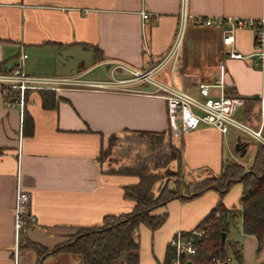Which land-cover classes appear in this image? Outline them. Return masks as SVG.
<instances>
[{
  "label": "crops",
  "instance_id": "0c3cea01",
  "mask_svg": "<svg viewBox=\"0 0 264 264\" xmlns=\"http://www.w3.org/2000/svg\"><path fill=\"white\" fill-rule=\"evenodd\" d=\"M263 3L187 0L189 17L172 79L179 88L197 94L198 84L212 83L217 64L223 62L227 93L244 100L235 116L254 128L261 126L264 133V71L254 66L250 56L228 57L219 27L193 22L194 16L259 18L264 15ZM141 10L149 12L150 19L143 20ZM179 14L180 0H0V70L11 68L24 48L25 67L32 74L102 80L110 75L106 70L111 61L146 71L171 48L179 29ZM234 44L242 54H251L253 30L237 29ZM151 77L158 78L157 73ZM126 82L137 87L67 86L53 90L57 98L55 106L49 108L41 105L37 91L28 93L31 135L22 132L18 109L7 107L0 94V264H81L78 254L63 251L38 259L37 253L23 244L30 241L50 250L79 227L99 225L107 214L132 209L134 202L123 197V186L135 183L137 176L110 172L111 164L99 158L111 136L168 132L171 142L181 149L186 181L218 172L222 161L247 166L256 149L261 153L255 140L234 133L233 128L221 133L210 125L193 123L173 135L164 100L158 94L142 92L145 82L141 80ZM237 136L247 142L244 152L234 149ZM251 143L257 147L244 163L242 158ZM170 165L175 167L174 162ZM18 187L30 196L29 212L34 220L16 235L13 207ZM240 193L241 184L233 183L222 198L223 205L240 209ZM218 199L217 191L208 189L156 207L153 213L165 212L166 220L153 232L140 226L138 264H161L169 238L196 226ZM238 223L239 215L231 225L236 229L230 227L227 233L241 252L236 263L263 264L264 246H258L253 235L243 233Z\"/></svg>",
  "mask_w": 264,
  "mask_h": 264
},
{
  "label": "trees",
  "instance_id": "16d2710c",
  "mask_svg": "<svg viewBox=\"0 0 264 264\" xmlns=\"http://www.w3.org/2000/svg\"><path fill=\"white\" fill-rule=\"evenodd\" d=\"M41 105L44 108L54 107L56 94L53 90H38ZM22 132L31 135L33 121L25 108L22 115ZM141 135L126 133L123 136ZM167 141L172 153L168 154L163 166L175 163L173 179L165 178L158 182L155 172L142 169L131 170L128 165H110L109 171L114 173H129L137 176V181L123 186V197L131 199L134 204L129 212L123 214H107L101 224L81 226L69 238L48 250L45 247L24 242V247L33 249L38 259L48 253L71 252L80 256L81 264H113L116 259L122 264H138L137 250L139 248V229L141 225L150 231L159 228L166 220V213H153L156 207L164 205L171 199H186L200 195L208 189L217 191L219 199L215 206L201 219L204 234L196 240L195 255L190 264H208L213 254L224 255L230 252L233 257L240 259L241 252L237 242L227 238V233L234 218L241 217V229L245 234L253 235L259 244L264 239V162L262 154H256L249 167H243L236 161H222L218 172L210 173L200 179L186 181L183 176V163L180 147L171 142L168 132L160 135ZM118 138L111 136L109 139ZM129 169V170H128ZM162 178V177H160ZM239 182L240 209H228L222 203V198L229 187ZM219 209L218 216H214ZM222 232L226 233L222 239ZM173 256L172 248L167 244L161 264H169Z\"/></svg>",
  "mask_w": 264,
  "mask_h": 264
},
{
  "label": "built area",
  "instance_id": "2783aa9c",
  "mask_svg": "<svg viewBox=\"0 0 264 264\" xmlns=\"http://www.w3.org/2000/svg\"><path fill=\"white\" fill-rule=\"evenodd\" d=\"M264 4V3H263ZM264 9V5H263ZM141 18L148 20L151 14L145 10L140 11ZM180 24L176 37L167 54L152 68L146 71L132 69L128 65L120 66L130 71L140 79H147L154 85V90H141L148 94H158L166 108L167 124L173 135H179L183 128L193 123L210 125L221 133L233 128L245 136L255 140L261 147L264 162V133L261 126L254 128L235 116V110L243 104V98L230 95L226 90V68L223 62L216 66V77L212 83L198 84L197 94H191L179 88L172 79V72L177 60V53L186 19L187 0H180ZM193 22L199 25L216 26L222 30V45L226 55L230 58L243 59L252 57L256 68L264 71V15L259 18L233 17V16H194ZM253 30L254 50L251 54H242L235 48L234 32L239 28ZM27 53L20 48L14 64L7 70H0V94L7 107H15L22 119L26 108L28 93L42 89L58 90L63 87L109 88L116 84H125L129 79L117 81L81 80L78 77H56L49 75L32 74L26 70L25 61ZM169 65V73L160 78H152V74L161 71ZM164 71V69H163ZM168 77V81L164 80ZM30 196L20 187L15 192L14 200V229L18 235L29 220L34 217L29 212ZM219 209L214 216H218ZM204 234L202 223H198L187 231H177L168 240L173 256L169 264H190L195 255L196 240ZM234 257L230 253L224 255L213 254L208 264H231Z\"/></svg>",
  "mask_w": 264,
  "mask_h": 264
},
{
  "label": "rangeland",
  "instance_id": "374dc122",
  "mask_svg": "<svg viewBox=\"0 0 264 264\" xmlns=\"http://www.w3.org/2000/svg\"><path fill=\"white\" fill-rule=\"evenodd\" d=\"M182 34H183V31L181 32L180 35L182 36ZM122 65L124 64L119 61L108 62L107 63L108 70L106 71L110 75H108L106 79H102V80L117 81V80H121V78L123 77H127L129 80L136 79V80H141L142 82H145L142 84V85L145 84L144 87H141L142 90H149V91L154 90L155 87L152 83L149 82V80L138 78L137 76L132 74L130 71L122 69L120 67ZM163 69L159 72H156L158 78L162 77L164 73L166 74L169 73V65L167 64ZM103 77H106V74H103ZM125 84L119 83L114 86L112 85L109 88L110 89H126L127 87H130V88L137 87L133 85L134 83L128 84V85H125ZM80 87H85V86H80ZM233 131L235 133L236 130L233 129ZM236 135H238V132L236 133ZM231 144L233 145V141ZM256 147H257V144L255 143H251L250 145H248V151L246 155L244 156V158H242L244 160V163L249 161L250 156L254 152L253 148H256ZM170 152L172 153L171 149H169L167 145V141H165L164 138L160 136V134L147 133V134H141V135H132V136H126V137L123 136L121 138L118 137V138L109 139L107 143L105 144L104 149L102 150L99 158L104 159L109 164L114 165V166L125 164V165H128V167H130L131 170L142 169L143 171L155 172L158 177V182H156L154 186V189H155L156 185L157 184L160 185L161 183H163L165 178H169V179L174 178L172 176L173 175L172 170L174 169V167H172L169 164L167 166H163L164 165L163 163H165L166 158L168 157V154ZM258 153H259V150L256 149L255 154L253 153V155L255 156ZM249 166L250 164L247 166L243 165V167L245 168ZM236 225L237 224L235 223L234 226L236 227ZM237 227L241 228V224L238 223ZM230 229L235 230L236 228L231 226ZM263 241L264 239L258 244V246H264ZM118 262H120V258L116 259L113 262V264H118ZM231 264H237L235 258L233 259Z\"/></svg>",
  "mask_w": 264,
  "mask_h": 264
},
{
  "label": "water",
  "instance_id": "95a60500",
  "mask_svg": "<svg viewBox=\"0 0 264 264\" xmlns=\"http://www.w3.org/2000/svg\"><path fill=\"white\" fill-rule=\"evenodd\" d=\"M246 143H247L246 141L241 142L240 136H237L234 143V149L236 151L244 152ZM225 237H226V233L222 232V239H225Z\"/></svg>",
  "mask_w": 264,
  "mask_h": 264
}]
</instances>
